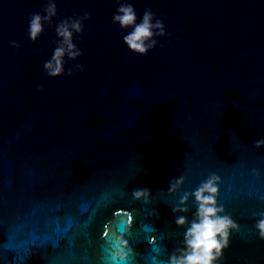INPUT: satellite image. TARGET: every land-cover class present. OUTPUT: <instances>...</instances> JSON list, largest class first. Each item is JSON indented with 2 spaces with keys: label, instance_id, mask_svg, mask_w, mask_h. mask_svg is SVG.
Here are the masks:
<instances>
[{
  "label": "water",
  "instance_id": "95a60500",
  "mask_svg": "<svg viewBox=\"0 0 264 264\" xmlns=\"http://www.w3.org/2000/svg\"><path fill=\"white\" fill-rule=\"evenodd\" d=\"M46 2L0 0V264H168L194 197L172 209L210 174L238 225L217 264H264V0H127L165 25L144 55L112 21L117 0H55L33 42ZM85 11L64 65L83 70L47 76L56 25Z\"/></svg>",
  "mask_w": 264,
  "mask_h": 264
},
{
  "label": "clouds",
  "instance_id": "9594fccd",
  "mask_svg": "<svg viewBox=\"0 0 264 264\" xmlns=\"http://www.w3.org/2000/svg\"><path fill=\"white\" fill-rule=\"evenodd\" d=\"M118 7L112 16L113 23H118L122 29H130L123 36V41L128 49L141 55L157 45V37L166 34L163 21L155 17V13L149 8L143 12L140 21L137 22V13L133 4L127 0H117ZM44 15L32 13L29 19L28 34L29 38L35 42L44 30V26L51 25L52 18L57 15L55 0H47L43 7ZM89 19L87 11L77 18L68 17L61 20L55 27V33L58 39L55 41L56 47L51 58L44 62L43 70L49 77L61 75H72L75 69L83 70V65L76 64L65 70V57L67 60H75L82 52L73 42L74 33L79 34L84 31L83 21ZM13 47H19L16 42H11ZM43 86L37 85V90ZM264 144V140L255 141V147L259 148ZM183 178L170 182L169 192L177 190L182 183ZM219 177L210 174L202 180L198 187L192 192H185L180 198L176 207L172 211L186 212V201L189 196L194 197L193 203L196 205L194 218L184 233L183 246L175 250L169 257L168 264H217L222 258L223 249L229 245L230 230L238 231L237 223L228 214L220 215L224 212L222 206H218L216 196L218 193L217 183ZM149 189H137L132 192L134 199L146 197ZM185 205V206H182ZM255 215V214H254ZM261 217L257 220L255 228L258 230L259 237L264 238V212H260ZM175 223L183 226L187 223L186 217L179 216ZM125 249H128V241L119 239L115 246L112 259L118 256L124 259L127 255ZM130 250V249H129Z\"/></svg>",
  "mask_w": 264,
  "mask_h": 264
}]
</instances>
